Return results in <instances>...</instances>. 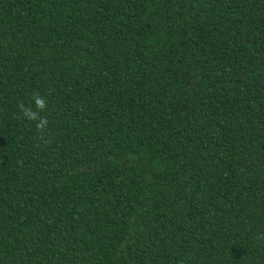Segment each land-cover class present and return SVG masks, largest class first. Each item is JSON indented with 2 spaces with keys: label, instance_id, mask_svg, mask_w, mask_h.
Returning <instances> with one entry per match:
<instances>
[{
  "label": "trees",
  "instance_id": "trees-1",
  "mask_svg": "<svg viewBox=\"0 0 264 264\" xmlns=\"http://www.w3.org/2000/svg\"><path fill=\"white\" fill-rule=\"evenodd\" d=\"M0 264H264V0H0Z\"/></svg>",
  "mask_w": 264,
  "mask_h": 264
}]
</instances>
